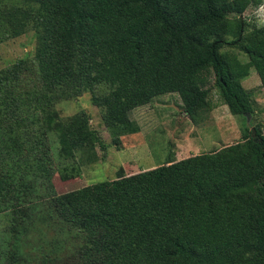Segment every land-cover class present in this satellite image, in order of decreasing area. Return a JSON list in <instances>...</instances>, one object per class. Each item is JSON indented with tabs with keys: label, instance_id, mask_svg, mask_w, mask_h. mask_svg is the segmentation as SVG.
<instances>
[{
	"label": "trees",
	"instance_id": "1",
	"mask_svg": "<svg viewBox=\"0 0 264 264\" xmlns=\"http://www.w3.org/2000/svg\"><path fill=\"white\" fill-rule=\"evenodd\" d=\"M9 1L5 36L36 38L31 61L0 70V215L13 247L43 218L78 242L86 264H264L258 126L218 151L48 196L41 215L33 201L40 189L52 192L56 171L92 163L105 149L86 113L58 116L60 100L89 93L116 147L137 130L130 112L164 94L177 93L192 121L203 122L212 74L230 112L252 116L240 82L253 69L264 92V25L243 20L251 1ZM224 45L247 63L225 56ZM12 256L1 249L0 264Z\"/></svg>",
	"mask_w": 264,
	"mask_h": 264
},
{
	"label": "rangeland",
	"instance_id": "2",
	"mask_svg": "<svg viewBox=\"0 0 264 264\" xmlns=\"http://www.w3.org/2000/svg\"><path fill=\"white\" fill-rule=\"evenodd\" d=\"M250 1L242 15L243 20L256 26L264 25V0L258 7L254 4L256 0ZM10 3L8 0L0 3V70L19 60L31 61L36 50L35 33L32 31L15 38L5 36L7 22L4 7ZM221 51L227 57H235L241 64L247 63L246 56L233 46L224 45ZM32 70L24 72L23 79L26 82L21 88L25 89L35 77L34 67ZM240 86L249 95L252 116H234L230 112L212 74L205 87L208 96L205 99L206 111L202 113L205 118L203 122L196 124L192 121L177 93L164 94L130 112V119L136 124L137 130L132 135L122 137L119 147L113 145L112 138L101 122V112L92 105L89 93L58 101L54 109L60 118L86 113L90 128L99 135L105 149H95L97 158L94 162L88 163L84 159L73 169L68 168V172L63 173L65 179L62 174L64 171H56L51 178L52 192L40 189L33 196V201L39 202L36 211L40 213V201L47 200L53 194L63 195L99 182L112 181L119 175L130 176L191 156L218 151L239 142L246 127L254 130V126H258L264 132V92L253 69L241 80ZM52 144V156L57 164V149L54 142ZM42 220L19 234L13 247V238L6 232L8 221L4 214L0 215V250L13 254L6 261L9 264H86L84 259L79 258L78 242L71 240L67 231L58 230L56 224Z\"/></svg>",
	"mask_w": 264,
	"mask_h": 264
},
{
	"label": "water",
	"instance_id": "3",
	"mask_svg": "<svg viewBox=\"0 0 264 264\" xmlns=\"http://www.w3.org/2000/svg\"><path fill=\"white\" fill-rule=\"evenodd\" d=\"M252 134H253V135L255 134V131H254V130H252Z\"/></svg>",
	"mask_w": 264,
	"mask_h": 264
}]
</instances>
